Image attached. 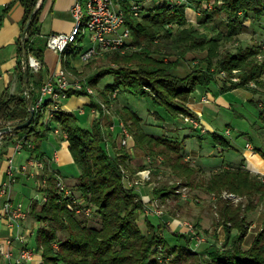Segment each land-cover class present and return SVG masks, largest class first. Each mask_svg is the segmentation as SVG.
I'll use <instances>...</instances> for the list:
<instances>
[{
  "label": "trees",
  "instance_id": "obj_1",
  "mask_svg": "<svg viewBox=\"0 0 264 264\" xmlns=\"http://www.w3.org/2000/svg\"><path fill=\"white\" fill-rule=\"evenodd\" d=\"M139 1L146 3L147 0ZM203 1L205 0H200V3ZM208 1L214 2L216 10L204 7V21L210 22L216 15L227 13L231 22L227 26L226 35L218 31L217 23L204 25L207 32L187 25L184 4L172 6L169 0H164L161 4L152 1L144 5L141 16H136L132 12V0H120L127 25L131 29L132 42L141 49L127 54L106 53L105 61H113L118 67L105 68L108 65L105 62L101 65L103 69L88 78L87 83L97 91L90 95V105L101 110V99L109 104L113 101V105L119 99L118 95L112 96L114 91H118V94L130 91L134 95L152 98L154 111L151 113L157 121L152 124L155 127L153 132L143 127L145 119L133 105H120L118 113L124 121L130 123L129 127L135 138L136 157L143 158L147 154L164 156L163 165L156 166V160L152 163L155 178L163 168H167L176 178L192 187H201L207 193L222 194L226 190L248 197L244 214L242 205L233 206L227 199H220L222 222L228 225L227 241L223 248L209 251L203 264H264V230L251 248L244 249L241 245L249 229L247 213H251L258 202L264 200V176L252 172L243 162L238 165L230 163L208 173L186 159L183 140L168 135L163 130L166 129L164 123L167 118L186 119L188 116L200 120L199 114L188 104L197 89L207 91L213 83H221L223 91L238 87L251 88L248 85L250 80L258 83V88H253L254 90L264 87V59L257 58L259 52H264L262 45L240 47L236 51L227 50L224 55L219 52L220 45L246 30L243 24L245 19H264V0ZM44 2L45 0H12L5 9L8 11L16 3L25 7L24 29L29 19L31 23L22 43L26 42L28 55L34 54L43 65L44 53L36 46L35 39L41 33L40 15ZM37 8L39 10L34 14ZM174 23L179 24L178 28L174 27ZM20 51L23 56L19 62L20 74L23 80V74L27 70L30 96L24 91L20 94L5 91L0 95V127L26 121L30 116V102H38L35 89L31 86L33 71L31 67L26 68L23 45L20 46ZM81 51L80 44L70 45L67 49L74 56ZM193 51L202 52L198 63L193 65L191 72L180 74L178 67L182 59ZM164 56H175L176 59L165 60ZM66 65L68 68L69 62ZM220 69L227 70L230 77L235 69H240L241 81L220 77ZM104 77H109V81L102 80ZM70 93L84 95L86 90ZM261 101L264 103V100H260L256 104L264 122V105L260 106ZM45 116L44 110L36 109L30 125L1 135L0 158L11 144L21 142L25 150L44 160V143L51 131L61 128L68 135L70 150L80 169L79 181L74 188L85 200L81 206L92 207L101 218V226H92L86 218L81 217L82 213L74 206L72 208L76 198L60 190L52 173L47 175L48 182L45 185L42 181L46 173L38 176L39 190L48 196V200L42 204L36 200L31 214L41 224L37 233V249L43 255L44 264H161L159 253L155 252L158 244H163L166 258L175 254V264L187 260L191 255L197 257L198 254L182 239L188 235L166 234L161 225L150 217L146 218V229L140 225L144 203L136 187L127 185V176L132 179L138 170L146 167V163L133 164L131 152L122 144L119 146L110 131L103 126L102 119L105 116L95 118L92 127L83 126L80 123L81 116L73 111L59 110L48 124ZM154 129H161V133H156ZM210 137L215 146L219 143L224 148L232 146L230 137L225 133L215 131ZM164 191L161 184L154 190L160 195ZM229 221L233 222L232 226ZM234 227L238 228V232L233 235ZM54 241L58 243L57 247L54 246ZM185 254L188 255L187 258ZM0 264H3L1 254Z\"/></svg>",
  "mask_w": 264,
  "mask_h": 264
},
{
  "label": "crops",
  "instance_id": "obj_2",
  "mask_svg": "<svg viewBox=\"0 0 264 264\" xmlns=\"http://www.w3.org/2000/svg\"><path fill=\"white\" fill-rule=\"evenodd\" d=\"M11 1L0 0V7L3 12L0 20V95L5 91H9L12 94L25 92L24 80L21 78L19 69V62L23 59L20 53V46H22L24 32L25 7L21 3H16L6 11L5 9ZM75 2L76 0H45L44 2L40 15L41 33L35 39L36 46L41 48L40 50H43L44 53V67L40 71L32 69L33 77L31 79V86L34 87L38 100L41 97V87L44 82L62 65L67 66L66 62H69L68 69L72 73L75 70L81 71L84 67V63L79 55L74 56L67 52V59L65 58V62H63L62 58H60L61 56L47 46V38L50 34L69 33L73 30L75 24L73 6ZM83 47L85 46L83 45ZM30 56L35 55L30 54ZM188 72L189 70H186L183 75ZM220 84H217L218 88L215 91L211 90V88L207 91L199 89L190 97L189 105L199 114L200 122L204 126L202 130L194 126L187 118H167L164 123L166 132L168 135L183 140L186 148V159L192 160L204 169L216 170L230 163L238 165L243 162L252 172L264 176V126L258 128V137H254V135L249 136L245 146L240 149L237 139L229 136L230 133H227L228 129L231 132L230 121L224 117L225 112L232 111L239 118L243 117V120H245L244 116L236 111L240 103L239 96L243 98L244 102L264 100V87L257 91L245 87L223 91ZM121 101L124 105L131 104L126 96ZM147 101L148 104L147 102L146 105L144 103V107H136V109L146 119V123L153 124L155 120L154 115L150 116L149 114V112L154 111L153 103L152 100L147 99ZM90 103V96L74 95L67 101L66 110L77 112L81 116V119L84 120L83 126L92 127L95 116L92 113L93 107ZM141 108L145 112H142ZM221 115L225 120L223 124L227 126L225 134L227 137H230L232 146L228 148L221 146L219 147L221 150H218L219 145L215 146L211 142L209 134L215 131L220 132L221 129L218 127L215 119H218ZM208 116H211L212 119L208 120ZM148 128L145 129L148 130ZM151 129L153 128L151 127ZM109 131L117 143L121 144V128L117 125L113 131L109 127ZM52 133L43 146L45 151V159L43 160L45 167L38 171L28 172V170L23 169L25 164H28L32 158L37 157L27 152L24 148L17 149L14 143L8 147L7 152L0 158V215L5 201V197L1 193V187L9 179L8 167L11 157L14 159L16 165V180L12 184L11 193V197L15 202L18 200L23 201L24 197L31 196L34 188L37 186L38 176H42L44 173L48 175L49 173H53V170L56 173H61L70 185L74 186L78 183L80 172L74 168L75 160L70 150L68 138L64 135L61 128H59L58 132L53 130ZM206 134L208 135L206 136ZM239 134L241 136L244 132L240 131ZM256 138L259 140H255ZM205 157L207 159L215 157L213 158L214 161L223 157L224 160L220 164H207ZM62 168H66V172L62 171ZM142 190L145 193L151 192L149 186L142 187ZM33 203L34 199H31V203L24 205L26 206L27 217L20 220L19 224L14 227H10L7 221L0 217V254L3 257V264H42L43 262V255L37 249V233L40 223L31 214ZM27 249L32 251L30 258L23 257L22 255L24 250Z\"/></svg>",
  "mask_w": 264,
  "mask_h": 264
},
{
  "label": "rangeland",
  "instance_id": "obj_3",
  "mask_svg": "<svg viewBox=\"0 0 264 264\" xmlns=\"http://www.w3.org/2000/svg\"><path fill=\"white\" fill-rule=\"evenodd\" d=\"M154 1V0H152ZM151 0H147L146 4L149 2H152ZM172 4V6H175L177 4H184L186 6V19H187V25H193L196 28H198L201 32H207V28L205 29V26H208V24L211 23V25H214L213 23H217L218 31L223 32L225 35L228 32L227 26L231 22V18L227 13H220L219 15H216L214 20H211L210 22H205V12L204 7L215 11L216 7L214 6V2L205 0L200 3V0H194L193 2L190 0H169ZM176 2V3H175ZM160 2L159 4H161ZM174 3V4H173ZM220 3V1L218 2ZM191 13V14H190ZM243 14V13H241ZM264 19L261 21L254 20L252 18H247L244 20L243 24L246 26V30H244L242 33L235 36L233 39L227 41L226 43L219 46V52L220 54L224 55V53L228 50H238L240 47H247L252 46L254 44H260L262 45L264 49ZM175 28H178L179 24L174 23ZM212 32V31H211ZM214 33V32H213ZM212 33H209L211 35ZM131 37V48L125 49V50H102L99 53H97L94 57H92L88 61H83L84 67L81 69V71H74L72 74L74 77L81 79L82 81H87L88 78L91 75L96 74L98 71H100L102 64H104L106 61V53L108 52H118L121 54H127L136 50H140V46L135 45L132 42ZM81 44L86 46H89L92 44V42L89 40V38H85L84 41H81ZM202 55V52L200 51H193L189 52L184 59H182V62L180 63L178 67V72L183 75V73L186 70H189L190 72L193 69V65L198 63L200 57ZM80 56V55H79ZM257 58L260 60L264 59V52H259L257 55ZM165 60H175V56H164ZM105 68H117L118 65L116 63L106 62ZM71 72V71H70ZM223 72H225L224 78L226 79H232L235 76H239L240 69H235L233 71V75L230 77L227 70L220 69L219 76L223 75ZM109 77L102 78V80L107 81ZM255 81V80H253ZM256 82V81H255ZM256 84H258L256 82ZM211 90L217 89V83H213L210 86ZM258 88V87H256ZM253 89V88H251ZM199 89H197L198 91ZM95 89V94H96ZM125 94V95H124ZM94 95V94H93ZM236 95V94H235ZM231 95V96H235ZM89 96V95H87ZM128 97V100L130 101L131 105H133L135 108L137 107H144V103L146 105V102L148 104L147 99L152 100V98H145L141 95H134L132 92H120L118 94V100L115 101L112 105V102L108 103V111L105 113H101L100 115L105 116L103 120V126L106 127V130L109 131V127L113 123L122 122L124 123L125 127L130 130L129 124L126 121H124L119 113L118 108L120 105H124L122 103L123 97ZM238 96V95H237ZM190 100V99H189ZM103 100L101 99V105ZM239 104L236 108V111L243 115L245 120H243V117H240L235 115V112L229 111L225 112V118L229 119L230 121V127L231 132L229 136H233L238 141L239 148L242 149L245 144L246 140H248L249 136L254 135V137H258L259 134L257 133L258 128L261 126H264V122L262 118L259 116V109L255 102H244L243 98L239 96ZM189 104V102H188ZM190 106V105H189ZM191 107V106H190ZM192 108V107H191ZM142 112H145L143 108H141ZM194 110V109H193ZM103 111V109H101ZM150 116H153L151 112H149ZM185 117V116H184ZM96 118V117H95ZM185 118L188 119V116ZM192 118V117H191ZM112 119V123H110V120ZM196 119V118H195ZM208 120H211V116H208ZM198 120V119H197ZM218 123V127H220V132L225 133V129L227 128L226 125L223 123L225 122L222 115L217 119H215ZM200 121V120H199ZM84 120L80 118V123L83 125ZM109 122V123H108ZM143 121V127L148 128L149 131L153 132L152 128H155L152 124L146 123ZM154 123L157 122L156 120L153 121ZM108 123L109 125H105ZM158 124V123H157ZM156 125V124H155ZM111 129V128H110ZM112 130V129H111ZM166 130V129H163ZM156 133H161V129H154ZM240 131L244 132L243 135L239 136ZM52 131L50 132V135H52ZM130 141L128 145H122L125 146L126 149H128L132 156H133V164L134 165H141L142 162L146 163V167H144L141 170H138L130 179L127 176V185L128 186H135L136 190L140 193L144 208L142 210L141 218H140V225L146 229L147 223L146 218L150 217L151 219L155 220V222L159 223L161 227L164 229V232L167 234L169 233H180V234H186L188 237L182 238L183 241L186 243L187 246L191 247L194 252H196L198 255L197 257L191 255L187 260H182L179 264H203L205 263V259L209 255V251L216 249V248H223L225 242L227 241V230L228 225L224 224L222 221L220 214V199H227L229 203L233 206H239L242 205L243 214L245 213V206L247 204L248 197L246 195H240L238 193L232 192V191H223L222 194H211L207 193L203 188L195 186L192 187L187 182L180 178H176L167 168H163L159 174H157V178L154 176L153 172V162L154 160L157 161L158 165L164 164V156L162 154H159L157 156H153L152 154H147L143 158L136 157L135 152V138L130 130ZM208 134H206L207 136ZM210 136V134H209ZM114 138V136H113ZM255 140H259L256 138ZM118 144V143H117ZM120 146V144H118ZM218 150H221L222 144H218ZM112 151V150H111ZM28 152V151H27ZM113 153V151H112ZM215 158V157H213ZM213 158H206L205 160L207 164L209 163H221L224 159L223 157L218 158L214 161ZM192 161V160H191ZM163 163V164H162ZM192 163L195 164V162L192 161ZM15 165V162H14ZM26 165V164H25ZM16 166V165H15ZM74 168L80 172V169L78 165L75 163ZM205 170L210 173L212 170H208L205 168ZM27 171V170H26ZM33 169L29 167L28 172H32ZM62 171L66 172V168H62ZM210 171V172H209ZM126 173L130 174L129 172L125 171ZM55 176L56 184L58 185L59 179L68 187L70 188L74 194L77 201L83 200L80 196V193L77 191V189L74 188V186L70 185L64 176H62L61 173H52ZM80 174V173H79ZM47 176V175H46ZM45 176L46 182L47 178ZM44 179V180H45ZM58 179V181H57ZM43 180V181H44ZM34 181V180H33ZM36 184V183H35ZM39 182L37 181V186L34 188L33 194L31 196L24 197L23 201L18 200L17 202H22L24 205L31 203V199H34V202L38 200L40 204L44 203L43 198L44 193L39 190ZM46 184V183H45ZM77 184V183H76ZM161 184L162 188H165L166 195L155 193V187H158ZM149 186L151 188V192L145 193L142 190V187ZM59 187V186H58ZM160 188V187H159ZM205 191V192H204ZM46 200V202H47ZM25 201V202H24ZM77 203L72 205V208H76ZM84 205V203H83ZM26 207V206H25ZM89 207V206H88ZM92 209V207H91ZM83 218H86L92 226L99 227L101 226V218L93 211L91 210V213L88 215L85 213V211H81ZM248 220H249V229L247 232V235L243 239V243H241L242 247L244 249H249L254 245V242L256 241L258 235L262 230H264V200L258 202L257 207L253 209L251 213H247ZM39 222V221H38ZM229 225L232 226L233 222ZM41 226V224H39ZM238 232V228L234 227L232 234H236ZM232 241V240H230ZM54 246H58V243L54 241ZM164 250L163 244H158L155 247V252L158 254L159 252H162ZM165 250H167L165 248ZM202 255V256H201ZM203 255L205 257H203ZM201 256V257H199ZM185 257L187 258L188 255L185 254ZM175 258V254L172 253L171 257L168 260V264H175L173 259ZM199 258V260H198ZM44 264V260L42 262Z\"/></svg>",
  "mask_w": 264,
  "mask_h": 264
},
{
  "label": "built area",
  "instance_id": "obj_4",
  "mask_svg": "<svg viewBox=\"0 0 264 264\" xmlns=\"http://www.w3.org/2000/svg\"><path fill=\"white\" fill-rule=\"evenodd\" d=\"M152 1V0H151ZM156 3L163 2L164 0H154ZM147 2V1H146ZM176 3V2H175ZM146 3L140 2L139 0H132V12L136 16H141V12ZM174 4V3H173ZM73 12L75 15V24L73 30L69 33H53L47 38V46L57 54H59L65 62L67 59V49L70 45L80 44L82 46V51L80 52V58L83 61H88L94 57L97 53L102 50H125L131 48V29L127 25V18L124 10L121 7L120 0H76L73 6ZM3 15L2 9L0 7V20ZM89 38L92 42L91 45L83 47L81 41L85 38ZM66 58V59H65ZM29 66L34 71H40L43 69V63L36 57L29 55ZM225 76V72L223 75ZM232 81L240 82L241 78L235 76ZM248 85L251 88H256L257 84L255 81L250 80ZM86 90L84 95L95 94V88L88 84L87 81H82L79 78L74 77L70 70L62 65L55 73H53L42 85L41 87V97L38 102L34 105L35 110H44L45 122L50 123L53 116L59 110H66L67 101L73 97L75 94L71 95V91H81ZM118 91H114L112 96L116 97ZM263 101L260 102V106H263ZM93 115L98 117H103L100 114L108 111V103H102L101 111L99 108H92ZM194 126L199 129H203V124L195 119L188 117V119ZM119 125L121 128V144L128 145L130 141V131L120 122V124L113 123L110 128L115 130L116 126ZM58 132L59 128H55ZM64 135L68 138L65 131L62 130ZM230 133V130H227ZM17 149H22L23 144L18 142L16 144ZM29 167L33 169L32 172L38 171L45 167L43 160L32 158L28 164H26L23 169L28 170ZM16 166L14 165V159L11 157L9 159L8 167V177L9 179L2 184L1 193L5 197L4 205L1 210V215L5 219L10 227H14L19 224V221L27 217V211L22 202H15L12 197V184L16 180L15 177ZM56 173V171H52ZM48 178V177H46ZM58 181V179H57ZM46 179L43 181L45 185ZM58 186L61 191L66 193V195L74 196V192L68 188L60 179L58 181ZM47 197L44 196L43 201L46 202ZM77 203L76 209L78 212L82 210L86 214L91 213V207H82L83 200L77 201L73 200V204ZM164 250L159 252V257L161 264H168L169 258H166ZM23 257L30 258L32 256V251L27 249L23 252Z\"/></svg>",
  "mask_w": 264,
  "mask_h": 264
},
{
  "label": "water",
  "instance_id": "obj_5",
  "mask_svg": "<svg viewBox=\"0 0 264 264\" xmlns=\"http://www.w3.org/2000/svg\"><path fill=\"white\" fill-rule=\"evenodd\" d=\"M39 10V8H37L35 11H34V14L37 13ZM30 23H31V19L28 20L26 26H25V29H24V32H23V38L25 37L26 35V32L30 26ZM23 45V48H24V59H25V63H26V68L30 67L29 66V55L26 51V42L23 41L22 43ZM23 80H24V88H25V93L26 95L29 97L30 96V93H29V84H28V81H29V77H28V73H27V70H25L24 74H23ZM35 103L33 101L30 102V106H29V111H30V116L29 118L20 123V124H17V125H7V126H3V127H0V136L7 133V132H11L13 130H18V129H21V128H24L28 125L31 124V122L33 121L34 117H35V107H34Z\"/></svg>",
  "mask_w": 264,
  "mask_h": 264
}]
</instances>
